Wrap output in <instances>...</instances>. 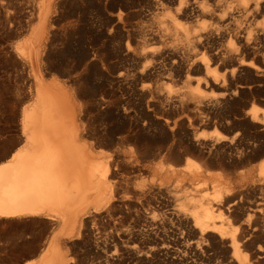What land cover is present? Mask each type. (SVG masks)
Listing matches in <instances>:
<instances>
[{
  "label": "bare ground",
  "instance_id": "6f19581e",
  "mask_svg": "<svg viewBox=\"0 0 264 264\" xmlns=\"http://www.w3.org/2000/svg\"><path fill=\"white\" fill-rule=\"evenodd\" d=\"M95 1L107 19L102 33L109 45L97 61L121 90L95 105L130 125L145 116L140 129L152 121L165 136L144 155L127 139L106 153L88 139L81 92L73 79L51 71L46 46L58 17L75 28L92 21L81 2L71 8L69 0H36L32 27L13 46L28 65L34 98L21 111V145L0 156V218L41 215L55 222L36 258L23 264H67V241L86 233L90 217L123 224L132 213L133 225L109 232V247L159 264H264V107L247 109L240 122L256 135L237 145L222 133L176 135L182 124L164 115L202 110L229 122L251 89L242 75L264 72V0H151L167 10L156 29L129 21V0ZM88 52L78 63L86 64ZM218 65L230 67L228 77L213 75ZM174 77L183 78L177 91L158 84ZM65 229L67 236H54Z\"/></svg>",
  "mask_w": 264,
  "mask_h": 264
},
{
  "label": "rangeland",
  "instance_id": "374dc122",
  "mask_svg": "<svg viewBox=\"0 0 264 264\" xmlns=\"http://www.w3.org/2000/svg\"><path fill=\"white\" fill-rule=\"evenodd\" d=\"M35 2L36 0H0V156L12 146L21 145V111L23 107H28L27 105L31 104L34 98V85L28 65L23 59L18 57L13 46L21 42L26 37L25 32L32 27L30 18L32 17L33 7L37 4ZM69 2H71V8L78 7L81 2L79 8L84 11L88 22L92 21L90 23L93 26L67 27L66 19L58 17V19L60 18L58 20L59 24L50 32L46 46V58L51 61L53 66L51 71L61 78L73 79L76 87L81 92L80 99L85 108H83V113H85L83 126L88 139L99 144L97 146L104 150V153L116 147L115 141L120 142L127 139V145L129 143H131L129 146L135 145L137 154L144 155L146 153L144 150L153 146L157 140L163 139L165 135L160 133L159 126L152 121L145 123V129H140L144 119L147 120L145 116H139L137 121H132L130 125L118 118L109 117L106 113L101 112L102 105H95V100L98 97L104 96L105 99H115L113 94L116 93V97H119L121 93L118 87H112L108 82V75L111 72L101 69L100 66L102 65L98 62L101 57L105 56V51L109 49L105 35L102 33L103 31L105 33L107 19L101 12V5L95 0H69ZM152 3L151 0H129L128 7L125 9L129 21L138 27L156 29L167 10L155 9ZM226 45L227 42L222 43V47ZM87 51L90 52L91 56L87 59V65L78 63ZM66 63L72 66L67 68ZM228 67L227 65H218L212 70V73L220 79L228 77L226 75L230 72V67ZM258 71L255 72L253 77L246 76V74L242 75L243 78L241 79L250 83L251 89H245L247 92L240 97V101L233 110V116L228 118V123H224L218 117L212 118V116L202 110L186 112L187 114L183 112L184 116L182 113L176 114L172 112V114L164 110L165 116L176 118V121L182 124L174 127V133L176 135L179 133L184 135L186 133L190 136L199 134L208 137L222 133L227 136L225 142H230L233 145L246 140L251 141L255 137L256 131L254 129L248 130L252 128L243 126L240 121L243 117L247 118V115L245 116L244 114L250 107H264V95L261 92L264 90V72L260 73ZM258 79L261 81L258 82ZM154 82L145 80V83L154 84ZM158 84L164 89L177 91L183 86V78L165 79L159 81ZM86 88H90L89 93ZM212 95V93L207 92L205 97L209 98ZM134 134L136 138L133 137ZM119 138L122 139L120 140ZM146 146L149 147L147 148ZM146 205L144 209L148 212L150 206L145 208L148 206ZM104 216L98 218L90 217L92 219H89L86 233L79 238L67 241L66 249L68 253L64 249V251L66 250L64 259L67 264L158 263L155 258H137L108 245L110 242L108 238L109 232L112 230V232L118 231L127 224L133 225L137 219L134 213L130 217H126V220H123V224L117 218L111 220ZM52 222H55V220L47 219V217L41 215L1 217L0 264H23L26 261L35 259L40 251L38 249L39 245L50 234L54 226ZM59 231L60 233H57V235L54 233V236H67V229L64 230L63 234V230H58L57 232ZM32 252L35 253L33 254Z\"/></svg>",
  "mask_w": 264,
  "mask_h": 264
}]
</instances>
